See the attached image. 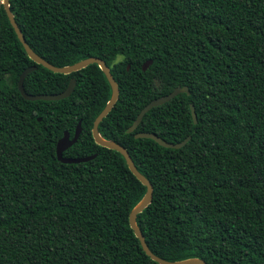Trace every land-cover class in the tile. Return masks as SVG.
Instances as JSON below:
<instances>
[{
    "label": "trees",
    "instance_id": "1",
    "mask_svg": "<svg viewBox=\"0 0 264 264\" xmlns=\"http://www.w3.org/2000/svg\"><path fill=\"white\" fill-rule=\"evenodd\" d=\"M30 48L55 66L94 56L119 88L99 122L152 185L136 216L148 248L165 260L264 264V0H10ZM123 56V60H118ZM151 60L146 70L142 64ZM29 94L63 91L58 100ZM176 86L182 92L152 107ZM111 96L96 63L63 74L25 52L0 4V264H159L128 215L145 186L116 150L94 142V118ZM190 104L197 123L193 122ZM40 118V120H38ZM77 140L57 160L67 131ZM152 132L167 148L136 132Z\"/></svg>",
    "mask_w": 264,
    "mask_h": 264
},
{
    "label": "water",
    "instance_id": "2",
    "mask_svg": "<svg viewBox=\"0 0 264 264\" xmlns=\"http://www.w3.org/2000/svg\"><path fill=\"white\" fill-rule=\"evenodd\" d=\"M10 0H2V6L6 12V15L8 17V20L11 24V26L14 29V32L17 35L18 40L22 44L25 52L27 53L28 57L33 60L36 64H40L47 69L57 72V73H63V74H68L74 71H77L81 68H84L85 66L96 63L99 68L102 70L103 74L105 75L109 86L111 88V96L104 105V107L101 109V111L97 114V116L93 120L92 128H91V133L92 137L94 139V142L100 146L113 149L118 151L124 158L129 170L132 172V174L145 186L146 190L141 198V200L131 209L128 215V220H129V225L131 229L134 232V235L138 238L142 250L148 255L152 260L156 261L159 264H206V262L203 259L192 257V258H186L182 260H165L154 253L151 252V250L148 248L144 236L142 235L140 229L138 228L136 224V216L138 213H140L150 202L152 199V185L149 182V180L141 174L132 158L130 157L128 151L121 146L120 144L112 141V140H107L104 139L99 131H98V124L99 122L108 114V112L112 109L114 106L115 102L118 99L119 96V88L114 80L109 67L105 64V62L100 59L99 57H94L90 56L87 58H84L82 60H79L73 64H68V65H63V66H55L45 59H43L41 56L36 54L30 46L27 44L26 40L24 39V36L21 33V30L19 29L15 19L14 15L10 10ZM151 60H147L142 64V70H146L147 67L151 64ZM36 66L31 65L26 67L25 69L22 70V72L18 76V81H17V88L20 92V94L23 96L24 99L26 100H58L61 98H65L70 95L72 92L76 79L73 77L69 80V83L67 87L58 93H52V94H29L24 90L23 86V81L25 76L30 73L31 71L35 70ZM185 92L189 94V90L187 86H176L172 91L169 93L158 96L152 100H150L146 105H144L141 110L138 112L135 120L132 122V124L127 128V132H132L138 124L141 122L143 115L150 110L152 107L161 105L165 103L166 101L170 100L174 96H176L179 93ZM190 112L191 116L193 119L194 123H197V116L194 110V106L190 104ZM40 120V118H38ZM81 132V123L80 121L77 123L74 134L72 137H70L69 133L67 131L63 132V135L57 140L56 145H55V152H56V157L57 160L62 162V163H79V162H85L88 161L92 158L95 157V154L89 155V156H84V157H67L63 156V151L66 150L69 146H71L78 138L79 134ZM135 138H151L154 141H156L159 145L167 148H180L183 145L187 143V141L190 139V136H186L183 140L178 141V142H169L161 137H159L157 134L152 133V132H136L134 134Z\"/></svg>",
    "mask_w": 264,
    "mask_h": 264
},
{
    "label": "clouds",
    "instance_id": "3",
    "mask_svg": "<svg viewBox=\"0 0 264 264\" xmlns=\"http://www.w3.org/2000/svg\"><path fill=\"white\" fill-rule=\"evenodd\" d=\"M123 59H124L123 56H119V57H118V60H123Z\"/></svg>",
    "mask_w": 264,
    "mask_h": 264
},
{
    "label": "rangeland",
    "instance_id": "4",
    "mask_svg": "<svg viewBox=\"0 0 264 264\" xmlns=\"http://www.w3.org/2000/svg\"><path fill=\"white\" fill-rule=\"evenodd\" d=\"M2 3V0H0V4Z\"/></svg>",
    "mask_w": 264,
    "mask_h": 264
}]
</instances>
